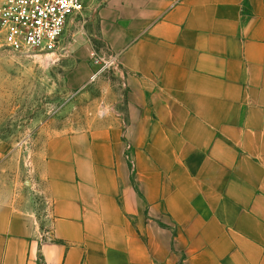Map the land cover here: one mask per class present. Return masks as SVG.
<instances>
[{
	"label": "crops",
	"instance_id": "crops-1",
	"mask_svg": "<svg viewBox=\"0 0 264 264\" xmlns=\"http://www.w3.org/2000/svg\"><path fill=\"white\" fill-rule=\"evenodd\" d=\"M89 10L125 109L40 129L47 206L0 200V264H264V0Z\"/></svg>",
	"mask_w": 264,
	"mask_h": 264
},
{
	"label": "rangeland",
	"instance_id": "rangeland-1",
	"mask_svg": "<svg viewBox=\"0 0 264 264\" xmlns=\"http://www.w3.org/2000/svg\"><path fill=\"white\" fill-rule=\"evenodd\" d=\"M94 10H86L67 30L57 58L0 49V146L8 151L0 161V200L18 199L44 213L40 129L76 131L125 109L123 95L118 104L104 95L105 87L116 81L111 70L83 87L85 61L91 66L90 54L101 43Z\"/></svg>",
	"mask_w": 264,
	"mask_h": 264
},
{
	"label": "built area",
	"instance_id": "built-area-1",
	"mask_svg": "<svg viewBox=\"0 0 264 264\" xmlns=\"http://www.w3.org/2000/svg\"><path fill=\"white\" fill-rule=\"evenodd\" d=\"M94 0H0V49L24 57L57 58L62 38ZM97 71L94 83L111 63L96 50L90 54Z\"/></svg>",
	"mask_w": 264,
	"mask_h": 264
}]
</instances>
